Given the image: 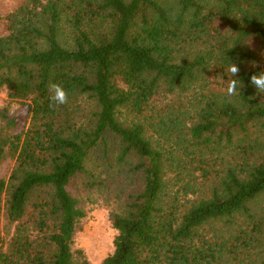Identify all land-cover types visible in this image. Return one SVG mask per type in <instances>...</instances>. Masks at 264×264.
<instances>
[{
    "label": "trees",
    "instance_id": "16d2710c",
    "mask_svg": "<svg viewBox=\"0 0 264 264\" xmlns=\"http://www.w3.org/2000/svg\"><path fill=\"white\" fill-rule=\"evenodd\" d=\"M1 23L0 89L28 121L0 127V264H91L69 185L107 169L140 191L103 264H264V0H26Z\"/></svg>",
    "mask_w": 264,
    "mask_h": 264
},
{
    "label": "rangeland",
    "instance_id": "374dc122",
    "mask_svg": "<svg viewBox=\"0 0 264 264\" xmlns=\"http://www.w3.org/2000/svg\"><path fill=\"white\" fill-rule=\"evenodd\" d=\"M26 0H0V17L4 18L9 13L24 4ZM68 23L64 25L67 35H72ZM5 29L0 24V34ZM255 49L264 55V48L256 45ZM25 101L9 97L7 89H0V127L10 120L17 119L14 133H20L27 128ZM256 136H262L257 133ZM259 157L260 153L257 154ZM14 168V161L7 160L0 164V180H8ZM113 170H105L103 185H91L87 175L77 176L69 185L71 194L78 200L79 206L86 212L73 237L72 249L81 251L86 260L91 264H103L104 260L114 252V240L118 232L113 228V219L116 213H121L127 203L130 194L140 191V185L135 178L122 177L112 180ZM264 205V197L261 199ZM4 213V211H3ZM3 213L0 215V230L5 240L9 239V233L13 231L8 225ZM206 230H210L208 227ZM247 258V253L242 254Z\"/></svg>",
    "mask_w": 264,
    "mask_h": 264
},
{
    "label": "clouds",
    "instance_id": "9594fccd",
    "mask_svg": "<svg viewBox=\"0 0 264 264\" xmlns=\"http://www.w3.org/2000/svg\"><path fill=\"white\" fill-rule=\"evenodd\" d=\"M239 71L240 69L236 64H230L228 72H230L233 77H236ZM227 83L228 87L226 91L229 96L236 94L238 85L241 86V88L243 87V82L238 79H231ZM250 84L257 92L264 93V70L253 74L250 77ZM49 91L51 93L49 99L52 101L53 105H65L69 103V93L62 85L50 83Z\"/></svg>",
    "mask_w": 264,
    "mask_h": 264
}]
</instances>
